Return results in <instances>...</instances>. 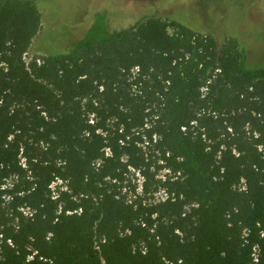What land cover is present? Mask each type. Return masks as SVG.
<instances>
[{"label": "trees", "instance_id": "obj_1", "mask_svg": "<svg viewBox=\"0 0 264 264\" xmlns=\"http://www.w3.org/2000/svg\"><path fill=\"white\" fill-rule=\"evenodd\" d=\"M93 18L27 61L42 13L0 0V264H264V64Z\"/></svg>", "mask_w": 264, "mask_h": 264}, {"label": "rangeland", "instance_id": "obj_2", "mask_svg": "<svg viewBox=\"0 0 264 264\" xmlns=\"http://www.w3.org/2000/svg\"><path fill=\"white\" fill-rule=\"evenodd\" d=\"M42 13V27L26 55L68 52L93 22L97 11L106 10L110 28L120 29L140 17L156 14L178 20L194 30L213 35L222 48L236 39L244 48L248 65L264 64V0H34ZM129 7L134 17L130 16ZM173 14L174 16H170ZM173 31L172 26L169 27ZM168 170L161 171L165 176ZM139 182L138 173L133 176ZM56 183L54 184V186ZM164 197L165 193L157 194Z\"/></svg>", "mask_w": 264, "mask_h": 264}, {"label": "built area", "instance_id": "obj_3", "mask_svg": "<svg viewBox=\"0 0 264 264\" xmlns=\"http://www.w3.org/2000/svg\"><path fill=\"white\" fill-rule=\"evenodd\" d=\"M26 55H27V53H26ZM26 55H25V59H26ZM27 60V59H26Z\"/></svg>", "mask_w": 264, "mask_h": 264}, {"label": "flooded vegetation", "instance_id": "obj_4", "mask_svg": "<svg viewBox=\"0 0 264 264\" xmlns=\"http://www.w3.org/2000/svg\"><path fill=\"white\" fill-rule=\"evenodd\" d=\"M170 16H174L173 14H171ZM174 20V19H173Z\"/></svg>", "mask_w": 264, "mask_h": 264}]
</instances>
